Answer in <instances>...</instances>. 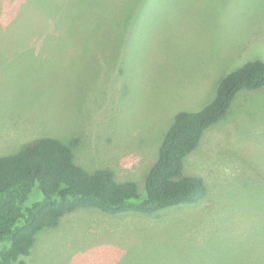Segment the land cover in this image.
Segmentation results:
<instances>
[{
  "label": "rangeland",
  "instance_id": "1",
  "mask_svg": "<svg viewBox=\"0 0 264 264\" xmlns=\"http://www.w3.org/2000/svg\"><path fill=\"white\" fill-rule=\"evenodd\" d=\"M12 22V32L10 23ZM0 157L51 137L145 196L181 111L264 62V0H0ZM206 198L153 216L81 208L27 264H264V89L241 90L184 161Z\"/></svg>",
  "mask_w": 264,
  "mask_h": 264
},
{
  "label": "trees",
  "instance_id": "2",
  "mask_svg": "<svg viewBox=\"0 0 264 264\" xmlns=\"http://www.w3.org/2000/svg\"><path fill=\"white\" fill-rule=\"evenodd\" d=\"M9 27L12 32V22ZM260 88L264 89L262 60L227 75L213 102L201 111L177 113L146 175L144 197L136 182L117 181L111 169L89 171L76 163L77 139L66 143L39 138L1 156L0 264H27L36 236L81 208L111 216H153L203 201L206 184L199 176L185 174V158L201 147L206 130L226 116L238 92Z\"/></svg>",
  "mask_w": 264,
  "mask_h": 264
}]
</instances>
